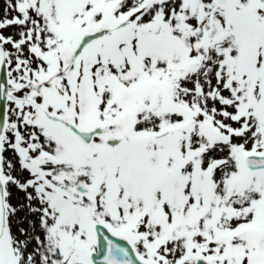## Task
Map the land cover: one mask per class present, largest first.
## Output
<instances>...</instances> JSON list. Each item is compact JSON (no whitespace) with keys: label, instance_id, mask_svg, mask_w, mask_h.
Instances as JSON below:
<instances>
[{"label":"snow or ice","instance_id":"snow-or-ice-1","mask_svg":"<svg viewBox=\"0 0 264 264\" xmlns=\"http://www.w3.org/2000/svg\"><path fill=\"white\" fill-rule=\"evenodd\" d=\"M0 264H264V0H0Z\"/></svg>","mask_w":264,"mask_h":264}]
</instances>
